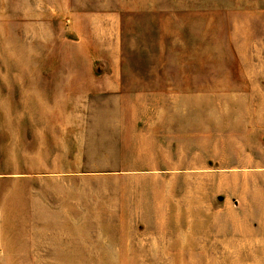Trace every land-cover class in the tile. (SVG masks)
Returning a JSON list of instances; mask_svg holds the SVG:
<instances>
[{
	"label": "rangeland",
	"instance_id": "1",
	"mask_svg": "<svg viewBox=\"0 0 264 264\" xmlns=\"http://www.w3.org/2000/svg\"><path fill=\"white\" fill-rule=\"evenodd\" d=\"M46 1L0 0V264H264V0Z\"/></svg>",
	"mask_w": 264,
	"mask_h": 264
},
{
	"label": "crops",
	"instance_id": "2",
	"mask_svg": "<svg viewBox=\"0 0 264 264\" xmlns=\"http://www.w3.org/2000/svg\"><path fill=\"white\" fill-rule=\"evenodd\" d=\"M51 3H52V0H47V1H46V4H47L48 6H51ZM68 14H70V15L72 16V18L70 19L72 30H73L75 33H77L78 35H80L81 32H82V20L84 19V17H85L86 15L98 14V12H96V11L88 12V11L82 10V9L79 8V7H75V6H73V9H70V10L68 11ZM81 201H82V200H81ZM85 201H86V200H85ZM82 202H84V201H82ZM82 202H81V205H80V206L83 205Z\"/></svg>",
	"mask_w": 264,
	"mask_h": 264
}]
</instances>
